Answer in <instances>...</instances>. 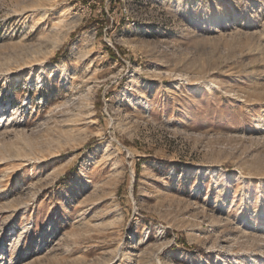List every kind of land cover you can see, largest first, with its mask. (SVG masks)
<instances>
[{"label":"rangeland","instance_id":"obj_1","mask_svg":"<svg viewBox=\"0 0 264 264\" xmlns=\"http://www.w3.org/2000/svg\"><path fill=\"white\" fill-rule=\"evenodd\" d=\"M0 264H264V0H0Z\"/></svg>","mask_w":264,"mask_h":264},{"label":"trees","instance_id":"obj_2","mask_svg":"<svg viewBox=\"0 0 264 264\" xmlns=\"http://www.w3.org/2000/svg\"><path fill=\"white\" fill-rule=\"evenodd\" d=\"M82 3H87L89 0H80ZM98 36H99V34H98ZM105 49H106V51L108 52V54L110 55V57L112 58V59H118V58H120L121 56L120 55H122L121 53L119 54V53H116L112 48H110L109 46H107V45H105ZM58 55H59V53H57L56 55H55V57L54 58H52V60L54 61V60H56L57 58H58ZM138 169H139V164H136V166H135V179H134V186H135V183L137 182V176H138ZM66 177H69V173L66 175ZM175 243L177 244V245H179L180 247H182L183 249H185V250H191V249H194V248H192V247H188L187 246V244H186V242H185V240L182 238V236L180 235L179 237H177V238H175Z\"/></svg>","mask_w":264,"mask_h":264},{"label":"bare ground","instance_id":"obj_3","mask_svg":"<svg viewBox=\"0 0 264 264\" xmlns=\"http://www.w3.org/2000/svg\"><path fill=\"white\" fill-rule=\"evenodd\" d=\"M71 26H72V25H71ZM72 27H73V26H72ZM72 27H71V28H72ZM69 31H71V29L68 28V29H66V30L64 31L63 34L66 35V34H68ZM80 39H82V36L79 38V40H80Z\"/></svg>","mask_w":264,"mask_h":264}]
</instances>
